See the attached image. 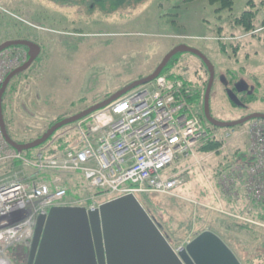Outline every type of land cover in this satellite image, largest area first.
<instances>
[{"label":"rangeland","instance_id":"1","mask_svg":"<svg viewBox=\"0 0 264 264\" xmlns=\"http://www.w3.org/2000/svg\"><path fill=\"white\" fill-rule=\"evenodd\" d=\"M249 2L256 13L253 34L233 23ZM72 3L0 0V18L2 14L6 22L9 18L29 27L41 48L38 59L7 88L6 119L15 142L27 144L30 138L40 137L54 114L64 115L62 120H66L110 99L139 76L149 75L178 45L199 51L214 67L209 110L215 121L229 123L253 114L264 115V27L260 26L264 19L263 0H233L232 9L222 11L206 0H102L92 9L81 2L76 6ZM1 32L0 26V36ZM219 42L224 45V52ZM226 71L230 73L224 75ZM172 72L200 83L209 76L201 61L186 53ZM233 73L237 79H244L248 88V101L242 109L230 108L227 97L221 94L223 88H230L227 78ZM15 89L18 91L13 93ZM10 97L12 103L8 101ZM240 128L243 127L211 131L218 132L217 137L229 134L219 154L199 153L195 161L167 168L168 174L179 172L180 185L172 194H155L160 199L155 202L166 211L170 222L191 218L194 226L189 234L180 229L177 232L174 227L175 237L184 236L177 248L189 243L192 233L200 227L194 217L207 219L205 211L211 212L212 219L217 214L227 215L228 205L237 203L221 190L217 172L227 158L232 164L236 161L231 159L232 142ZM71 129V125L60 129L55 140L63 134L69 140L77 139ZM11 176L15 178L14 174ZM61 178L68 190L77 193V180L64 175ZM239 217L242 216H236ZM217 231L241 260L261 252L243 234Z\"/></svg>","mask_w":264,"mask_h":264},{"label":"built area","instance_id":"2","mask_svg":"<svg viewBox=\"0 0 264 264\" xmlns=\"http://www.w3.org/2000/svg\"><path fill=\"white\" fill-rule=\"evenodd\" d=\"M25 57L18 50L0 55V87ZM71 131L77 139L65 149L46 147L27 156L10 148L0 130V264H11L7 249L28 245L37 217L51 208L94 209L102 200L121 196L172 194L180 179L167 168L195 161L198 147L216 137L204 123L197 93L183 81L164 76L127 93ZM238 133L249 140L250 161L220 171L218 184L237 200L236 185L242 182L249 210L255 203L264 205V123ZM63 175L79 176L76 194L68 195Z\"/></svg>","mask_w":264,"mask_h":264},{"label":"water","instance_id":"3","mask_svg":"<svg viewBox=\"0 0 264 264\" xmlns=\"http://www.w3.org/2000/svg\"><path fill=\"white\" fill-rule=\"evenodd\" d=\"M25 47L28 60L11 72L0 89V129L5 142L17 152L36 149L55 132L74 124L140 86L154 81L177 54L197 57L209 78L203 98L205 121L215 128H234L264 115L253 114L236 122L222 123L210 115L209 98L214 82V67L199 51L178 45L167 53L155 70L145 78L132 82L110 99L54 124L42 137L18 144L8 135L2 114V96L10 81L26 71L38 58L40 47L29 41H8L0 45V53L10 47ZM26 264H240L234 253L214 233L205 231L177 250L173 249L158 225L133 195L119 197L86 210L82 207L51 208L35 222Z\"/></svg>","mask_w":264,"mask_h":264},{"label":"trees","instance_id":"4","mask_svg":"<svg viewBox=\"0 0 264 264\" xmlns=\"http://www.w3.org/2000/svg\"><path fill=\"white\" fill-rule=\"evenodd\" d=\"M184 1L191 2L195 0H184ZM206 1L210 5L217 4L219 6V11L231 10L232 5H233V0H206ZM252 5H253L252 2H249L247 5L248 8H246L245 11H243L238 17H236L233 23L236 27H240L245 33L253 34L256 30V25L254 23L255 18H256V15H255L256 13L254 12ZM0 21L2 22V24L0 25L2 28L1 33H3V35L1 34L2 36H0V45L2 44V42L4 43L8 41H29V42L37 44V42L34 41L35 37L32 35V31L29 27H26L22 25L20 22H17L16 20L9 19V18H8V21L6 22V16L5 15L3 16L2 14H1ZM260 26L264 27V19L261 21ZM219 46H220V49L224 52L225 51L224 45L221 42H219ZM15 50H22V51L25 50L26 52L28 51L27 48L18 47V46L10 47L9 49H6V51H12V52ZM181 56L182 54H177L176 56L172 57L167 63L165 69L162 71L161 76L167 77L168 79L181 80L184 83H186V85L190 86L193 89V91L197 93V98L202 104L203 95L205 92L207 81H204L202 83L198 82V80L197 82H192V81L185 79L183 76L175 75L172 72L175 68H177V65L179 63ZM27 59L28 58H26L25 62L27 61ZM141 78L142 77L138 79H141ZM198 79L200 80V77H198ZM6 94H7V90H6ZM2 114H3V120L5 123L7 133L9 137L12 139V136L10 134L11 130L9 128V122L6 119V113L3 108V103H2ZM61 120L62 119L52 122L48 126L47 130L40 137H42L54 124H56L57 122ZM207 126H208V130L217 129L208 124ZM40 137H37V139ZM51 140L52 139H50L48 142L40 146L39 149L45 147ZM28 142H31V141H27L25 143H28ZM67 145L68 144L64 140L61 139L57 142L56 149L63 150L65 149ZM222 147H223V142L215 138L214 139L210 138L198 147L197 152L200 154H209V153L219 154ZM31 153H32L31 151L25 152L27 156H31ZM231 165L232 163L227 158L226 164H223V169H226L227 167H230ZM15 167H17L16 163L12 164L9 168L6 169V171L7 172L11 171ZM68 195H71L70 191H68ZM154 195L155 194H144V195H139L137 197H138L139 202L143 206V208L148 213V215L158 225L162 234L165 236V238L167 239L171 247L173 249H177L178 243L182 242L181 238H183L184 236L177 235V237H175L174 227L177 232L180 229V231H184L185 234H189L194 228V226L192 225L193 224L192 220L191 218L189 219L187 218V220L177 222V223L170 222L169 219L165 215L166 211L159 204H157V202H155V201H159L160 199H157L156 197H154ZM233 203H231V206L228 205V207L230 208L226 209L227 215L217 214V218L212 219L211 212L205 211L206 215H208L207 219H204L202 216H199V215L197 217H194V219L197 220V223H198L197 226H200V227H198L196 231L192 233L191 240H193L195 237H197L199 234L205 231H210L214 233L215 235H217L228 246V248H230V250L234 253L236 258L240 262V264H264V205L255 203L250 207V210H247L246 204L242 198L240 199V201H237V203H234V204ZM239 215H241L247 221L236 218V216H239ZM201 223L204 224L203 225L205 226L204 228H201V225H200ZM217 229L226 230V232L228 233L235 232L236 234H243L245 237H248L250 241H253L254 243H256L255 244L256 247L259 248L261 252L256 256L246 257L241 260L240 257H238L237 253L232 249V247L228 245V243L222 237V235H219V232L217 231ZM28 252H29V247L22 244V245H15V246L8 248L6 254L9 260L12 262V264H26Z\"/></svg>","mask_w":264,"mask_h":264},{"label":"flooded vegetation","instance_id":"5","mask_svg":"<svg viewBox=\"0 0 264 264\" xmlns=\"http://www.w3.org/2000/svg\"><path fill=\"white\" fill-rule=\"evenodd\" d=\"M68 1H72L73 6H76L77 2H81L82 6L86 5L90 9H92L94 6H98V4L102 0H68ZM248 36L252 37V35H249V34H248ZM263 43H264V41H263ZM234 60L237 62L236 58ZM228 73H230V72H228ZM228 73L226 71V73H224V75H227ZM229 77L230 78H227V83L230 86V88L229 89H225V88L222 89V92H221L222 97L223 98L227 97L230 108L242 109L246 104L245 102L248 101V96H249L248 95V88H247V85L245 84L246 82L244 81V79H241V78L237 79L238 77L234 73L231 74V76L229 75ZM214 79H215V77H214ZM222 86H223V84H222ZM16 90L17 89L13 90L12 92L14 93ZM10 98L11 99H8V101L12 103V97H10ZM246 98H247V100H246ZM6 99H7V94H6V90H5V93L2 97V103H3V108H4L5 113H6Z\"/></svg>","mask_w":264,"mask_h":264},{"label":"crops","instance_id":"6","mask_svg":"<svg viewBox=\"0 0 264 264\" xmlns=\"http://www.w3.org/2000/svg\"><path fill=\"white\" fill-rule=\"evenodd\" d=\"M140 77H142V76H139L138 78H140ZM59 119H64V115H61V114L55 115L54 114L51 117L50 121L48 122L47 126L49 124H51L52 122H55L56 120H59ZM11 131H12V129H11ZM236 134L237 135L233 139L234 142H232V143H234V147H233L234 150H233V152H231V159L234 161L236 160L235 161L236 164H240V163H244V162L247 163L249 161V158H248L249 140L244 136H240L238 132H236ZM31 140L32 139L30 138L28 141H31ZM236 186H237V188H236L237 193L240 194L242 196V198L245 200L243 183L241 182Z\"/></svg>","mask_w":264,"mask_h":264}]
</instances>
